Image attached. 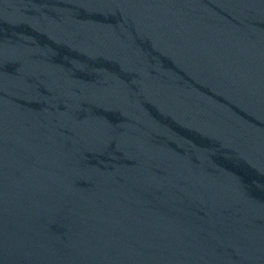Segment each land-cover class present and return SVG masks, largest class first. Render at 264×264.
I'll return each mask as SVG.
<instances>
[{
  "label": "water",
  "instance_id": "water-1",
  "mask_svg": "<svg viewBox=\"0 0 264 264\" xmlns=\"http://www.w3.org/2000/svg\"><path fill=\"white\" fill-rule=\"evenodd\" d=\"M0 264H264V0H0Z\"/></svg>",
  "mask_w": 264,
  "mask_h": 264
}]
</instances>
